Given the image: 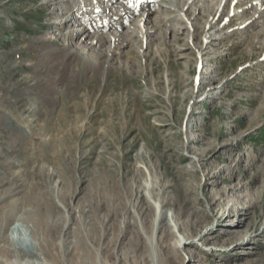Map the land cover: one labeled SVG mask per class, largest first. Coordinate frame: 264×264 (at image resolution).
<instances>
[{
  "label": "rangeland",
  "instance_id": "1",
  "mask_svg": "<svg viewBox=\"0 0 264 264\" xmlns=\"http://www.w3.org/2000/svg\"><path fill=\"white\" fill-rule=\"evenodd\" d=\"M91 1L94 3L88 0L86 4ZM256 1L261 4L247 11ZM210 2L214 1H196L193 14L177 23L181 26L178 40L155 33L149 36L150 48L122 46L123 55L114 60L103 58L100 68L94 62L95 72L91 69L81 75L76 71L68 83L57 81L52 87L40 75L45 71L35 74V54L41 49L34 48V41L60 36L48 40L54 45L50 47L66 44L68 40L61 34L73 32L80 23L85 25L84 18L74 15L63 25L59 24L66 11L62 5L46 4V0H0V176L7 177L1 187L15 185L20 190L7 200L22 199L30 184L46 190L62 218L70 221L68 228L55 233V240H61L64 233L73 234L80 225L87 227L83 231L87 237L93 235L87 225L92 220L93 180L110 183L108 172L116 174L113 179L121 175L131 178L140 168L142 186L148 181V167L159 185L168 184L163 193L166 198L181 197L180 189L173 190L170 184L196 178L199 183L195 195L201 201L198 206L207 207L202 182L210 168L220 177L227 174L228 183L248 178L258 202L251 205L247 224L242 222L245 212L238 213L233 220L236 225L231 227L215 222L216 240L203 241L194 236L187 240L193 244L184 248L192 250L199 264H226L236 262V255L252 258L258 257L257 252L264 253V208L258 207L264 199V164L260 161L264 154V48L255 47L264 38V18L247 27L254 16L264 14V0H245L237 5L234 0H226L222 14L218 0L211 18L209 13L197 15L198 6ZM231 15L233 20L228 22ZM156 17L147 22L150 27L159 28ZM159 45L162 50L157 55ZM108 49L104 48L105 52ZM77 60L81 66L83 59ZM109 64L113 68L105 71ZM122 101L131 106L122 112L124 117H131L128 120L122 119L119 111ZM135 115L144 116L143 121H136ZM222 143L228 150L218 152ZM203 148L205 152L198 156L196 149ZM181 167L192 168V172H184L187 170ZM206 179L211 182V178ZM258 180L260 184L256 185ZM250 184L242 186L246 190ZM55 190L63 191L66 200L58 199ZM244 201L238 207L245 206ZM165 210L169 214V206ZM154 214L155 207L150 204L146 220L149 222ZM13 224L18 225L27 242L34 241L28 228L14 217L6 226ZM229 228L254 237L234 249L243 240L231 234L226 240L225 230ZM112 234L109 230L94 245L105 246ZM128 235L121 244L114 242L117 248L127 245ZM182 237L175 230L171 241ZM109 247L116 248L114 244ZM138 249L143 246L139 244ZM186 256L184 264L190 260V255Z\"/></svg>",
  "mask_w": 264,
  "mask_h": 264
},
{
  "label": "bare ground",
  "instance_id": "2",
  "mask_svg": "<svg viewBox=\"0 0 264 264\" xmlns=\"http://www.w3.org/2000/svg\"><path fill=\"white\" fill-rule=\"evenodd\" d=\"M87 1L46 0V4L62 5L65 8V14L62 15L61 13L64 16V21L59 24L67 25L75 18L74 15H79L85 20V25L80 23L73 28V32L69 30L62 33L61 36L67 38L68 43L59 44L60 46L58 45L57 48H51L50 46L54 45L48 43V40H56L60 36H50L48 39L41 37L34 41V48L41 49L36 54L34 53L35 62L33 66L35 74L45 71L41 72L40 75L46 77L47 86L54 87L57 81L59 83L67 82L73 78L76 71H79L81 75L86 74L91 69L94 71L92 67L94 62L100 68V62L103 58L108 56L110 60H114L116 56L123 55L125 52L121 50L123 47L138 46L139 44V47L142 45L145 48H150L149 36L155 35V33L167 34V40L170 39L169 35H171V40H174V36L177 39V32L181 29L180 24L177 23L183 21L184 16L191 15L196 1L206 0H94V3L91 1L92 3L86 4ZM213 1L198 6L197 15L209 13V17L212 16V10L214 8L218 9V0ZM240 1L245 0H234L233 4H240ZM219 2L222 3V6L218 11L219 14H222L227 8V2L226 0H219ZM81 3L84 4L83 7H80ZM260 4L261 2L258 1L251 3L247 11ZM262 12H264V8ZM155 15H157V26L159 28L149 26ZM232 17L233 15L230 19L228 18V22L233 20ZM261 17L264 18L263 13L254 16V19L248 22L247 27L254 26L257 19ZM189 19L191 18L189 17ZM148 21L149 24H147ZM129 26L132 27L128 28ZM208 26L211 28L213 26L212 22ZM255 47L263 49L264 38L261 41L258 40ZM104 48H109V51L105 52ZM161 50V46L157 48V55L161 53ZM144 52L146 50L142 53L146 57ZM77 57L83 59L81 66L78 65ZM112 65L106 66L107 70L105 71L112 69ZM146 81L148 80L146 79ZM169 83V85H173L172 82ZM123 103L124 105L119 107L120 113L124 112L129 104L125 101ZM121 115H123L122 119L125 118L124 120L131 118L124 117L125 113ZM14 118L12 119L14 120ZM135 119L142 122L144 116L139 115ZM204 149H196L195 153L200 156L205 152ZM226 150H228L226 143L218 146V152ZM260 161L264 164V154L261 155ZM204 162L205 160H203ZM138 166L140 167V164ZM224 166L226 168V165ZM205 167H208V165L205 164ZM146 168L148 181L143 182L142 186H140V168H137V173L133 174L131 178H124L121 175L118 179H113L116 174L108 172V177H111L110 183L94 179L91 190L92 216L90 217L92 220L87 224L93 231V235L89 234L90 237L89 235L87 237L83 233L87 227L83 228L82 226L85 225H80L76 227L74 233L73 231H67V234L70 232L73 234L65 236L64 233L61 240H55V233L68 228L70 221L64 218L65 216L62 218L59 209L53 204L52 197L48 195L47 191L41 190L39 185L30 184L26 186L22 199L7 200L20 190L15 185L1 187V183L7 177L0 176V264H184V257H187L186 253L188 256L190 255V260L186 264H199L198 259L193 258L195 255L192 254V250L188 247L187 249L184 248L183 245L193 244L192 240H187L194 236L203 241L216 240V234L213 233L216 230L215 222L218 225H224L225 223L231 227L236 225L233 220L234 215L238 213L245 212L242 222L244 225L247 224L252 215L251 205L258 202V198H255L257 195L254 196L252 193L254 184H250L248 178L234 179L233 184L228 183L230 179H228L227 174L220 177L217 171L210 168L204 172L202 182V193L205 196L204 202L207 207L204 205V207L198 206L201 201L195 195L199 183L196 178L185 180L181 184L179 182L170 184L173 190L177 187L180 189L181 197H172L171 195L166 198L163 193L168 184L162 183V185H159L160 181L154 179L155 175L152 169ZM181 168L187 170L184 172H192V168ZM207 177L211 178V182H208ZM245 182L250 184L245 186L246 190L242 186ZM234 184L235 186H232ZM258 184H260V180L256 182V185ZM209 186L212 187L209 188ZM62 192L61 190H55L58 199L63 201L65 196ZM187 194L191 195L186 196ZM241 201L245 202V206L238 207ZM150 204L153 208L155 207V214L148 222L146 219ZM167 206L170 209L169 214H166L165 209ZM248 207L249 210H247ZM258 207H260V210L264 208V199L263 202L258 203ZM182 216L184 217L182 218ZM12 217L28 228L34 239L32 243L27 242L22 236L18 225L6 226L7 221ZM130 227L133 228V231H129L128 228ZM109 230H112L113 234L107 240V243L104 242L105 246H95L94 244ZM175 230L183 236L177 242L175 240L171 241L172 236L175 235ZM225 231L226 236L231 234V237L237 236L243 240L239 244H235L234 249L246 245L247 241L254 237L240 229L229 228ZM129 232L131 233L128 235ZM148 233L149 235H147ZM127 235L129 236L127 245L117 248L114 242H120L121 244L123 242L122 238ZM228 239L229 236L226 237V240ZM111 244H114L116 248L110 249ZM139 244L143 246V249H138ZM226 251L229 252L231 249ZM213 252L206 253L212 255ZM257 253L258 257L252 258L236 255V262L232 261L226 264H264V253ZM216 255L218 256V254ZM111 258H114L115 261H111Z\"/></svg>",
  "mask_w": 264,
  "mask_h": 264
}]
</instances>
